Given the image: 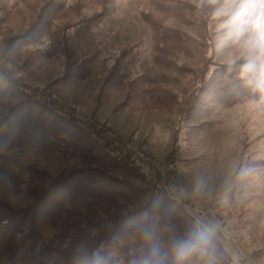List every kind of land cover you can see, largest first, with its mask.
Masks as SVG:
<instances>
[{
	"label": "trees",
	"instance_id": "16d2710c",
	"mask_svg": "<svg viewBox=\"0 0 264 264\" xmlns=\"http://www.w3.org/2000/svg\"><path fill=\"white\" fill-rule=\"evenodd\" d=\"M116 2L44 0L12 47L22 41L38 44L43 37L47 46L29 53L61 63L60 83L89 82L97 55L84 54V41L114 13ZM140 4L141 19L151 28L155 74L136 73L139 47H125L103 70L100 101L116 87L127 88L129 103L156 94L162 108L183 124L264 100V86L255 76L242 75L243 63L220 62L226 45L215 30L221 23L213 15L215 0ZM9 63L7 55L0 56V264H127L154 248L160 264H174L177 245L201 233L207 243L189 259L206 256L228 263L219 239L169 193L174 168L162 173L150 160L144 172L139 154L94 115L64 105L48 88L17 75ZM30 150L72 158L78 167L53 177L39 163L26 162L23 154ZM262 168L264 161L253 160L244 170ZM16 194L30 203L17 207ZM139 202H144L140 209L127 208ZM48 228L54 233L49 235Z\"/></svg>",
	"mask_w": 264,
	"mask_h": 264
},
{
	"label": "rangeland",
	"instance_id": "374dc122",
	"mask_svg": "<svg viewBox=\"0 0 264 264\" xmlns=\"http://www.w3.org/2000/svg\"><path fill=\"white\" fill-rule=\"evenodd\" d=\"M43 2L0 0V56L7 55L17 75L25 76L41 89L48 88L64 105L88 117L94 115L101 126L139 154L138 161L144 172L148 173L150 160L162 173L174 168L176 173L170 175L167 184L169 193L219 239L229 256L225 264H264V253H261L264 249V168L244 170L247 161H264V100L220 109L210 117L183 124L176 113L162 108L160 96L156 94L144 102L129 103L127 88L116 87L106 91L100 101L103 70L113 65L125 47H139L136 73L155 74L151 28L139 14L142 0H117L114 13L83 44L84 54L97 55L95 76L89 82L71 85L59 82L63 72L61 63L42 61L29 53L47 46L43 44L47 41L45 38L41 37L38 44L22 41L20 47H12L23 38L33 21L28 17ZM220 20L215 30L218 38H222L221 46L226 45L221 64L244 63L239 47L224 39L225 31L221 27L224 18ZM172 24L188 31L180 23ZM186 129L195 136L186 135ZM23 158L28 164L39 163L53 177L67 168L78 167L72 158L39 150L27 151ZM12 199L17 207L30 203L24 194H16ZM103 206L106 208V204ZM143 206L144 202H139L127 208ZM47 231L49 235L54 233L50 228ZM200 257L198 261L189 259L188 264H222L210 257Z\"/></svg>",
	"mask_w": 264,
	"mask_h": 264
},
{
	"label": "clouds",
	"instance_id": "9594fccd",
	"mask_svg": "<svg viewBox=\"0 0 264 264\" xmlns=\"http://www.w3.org/2000/svg\"><path fill=\"white\" fill-rule=\"evenodd\" d=\"M213 15L224 18V39L233 41L240 49L244 63L242 75H253L264 86V0H215ZM207 243L204 234L177 245L175 264H188L189 258L203 251ZM133 264H160L158 250L135 260Z\"/></svg>",
	"mask_w": 264,
	"mask_h": 264
}]
</instances>
